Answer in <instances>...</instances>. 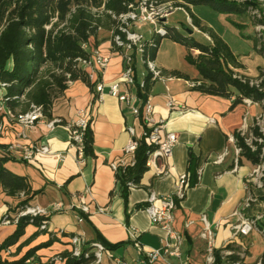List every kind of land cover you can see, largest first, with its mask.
Here are the masks:
<instances>
[{
  "label": "crops",
  "instance_id": "1",
  "mask_svg": "<svg viewBox=\"0 0 264 264\" xmlns=\"http://www.w3.org/2000/svg\"><path fill=\"white\" fill-rule=\"evenodd\" d=\"M188 18L193 25L189 15ZM167 20L169 17L159 26L168 28L164 25ZM197 21L199 28L193 25L195 29L210 31L204 22ZM145 24L148 23L128 27L141 36L142 43L146 42ZM174 29L182 32L180 28ZM256 42L261 44L257 51L264 56V37L261 43L258 38ZM93 44L101 54L111 56L109 66L101 76L81 65L95 85L94 91L81 81L69 82L52 100L47 114L43 113L42 123L24 130L14 118L18 111L12 113L4 104L0 113V156L6 154L11 158L6 168L16 176L26 178L32 191L29 197L24 194L9 196L0 189V245L16 231V223L8 218L18 216L17 206L21 202L27 200L26 208L47 212L43 217L45 229L34 225L26 227L19 242L8 253H2L3 258L16 261L29 250L52 240L49 245L39 248L28 263L66 264L61 256L71 254L72 240L79 239L75 248L86 253L88 251L84 250L89 247L88 253L94 257L88 264H117L116 261L146 264L134 248L129 230L138 232V241L144 250L160 249L164 237L145 211L148 198L151 193L158 198L174 194L179 178L185 175V197L177 201L173 215V227L183 239L184 259L189 264H207L206 243L201 237V217L205 216L212 227L216 226L215 250L220 257L227 250L233 253L232 259L241 264H264L262 222L247 237H233V227L238 224L236 212L248 218L264 215V190L255 188L250 178L259 164L255 165L242 152L237 153L239 148L235 139V135L252 131L258 119L264 118L263 100L251 105L242 101L234 106L236 96L231 99L213 97L192 88L190 84L200 83V74L186 62V49L169 39L161 42L155 60L164 78L151 79L147 87L144 86L149 71L144 73L138 67L141 55L138 48L115 47L112 30L108 27L100 29ZM193 55H199V51H193ZM126 56L133 59L135 82L129 91L134 98V107L142 109L149 101L154 121L164 123L165 131L176 134L178 144L170 159L158 161L160 168L167 169V175L159 176L154 168L147 169L139 183L135 187L128 186L124 194L116 181V172L119 168L131 167L134 160L133 156L123 152L130 139L129 130L133 129L136 138L142 141L145 127L130 108L107 93L101 102L97 101L96 85L102 82L107 88L118 83L121 91H125L121 76ZM234 57L237 63L231 69L236 75L257 79L264 73V64L258 58H254L252 64L243 65ZM182 58L187 64L179 61ZM4 93L0 90V98ZM80 112L86 114L93 135V155L87 156L81 165L76 163L75 152L69 149L68 141V127L78 119ZM54 121L57 123L50 129L47 124ZM15 144L46 146L51 153L64 154L66 158L60 162L52 156H37L33 161L25 162L20 152L10 149ZM220 156H224L222 162H218ZM249 196L255 203L245 209ZM56 204L61 205L59 211L52 210ZM83 206L89 208V213L79 210ZM99 209L102 212H98ZM6 221L10 223L5 224ZM94 243L106 248L100 262L95 257L97 249L91 247ZM156 264H178V260Z\"/></svg>",
  "mask_w": 264,
  "mask_h": 264
},
{
  "label": "trees",
  "instance_id": "2",
  "mask_svg": "<svg viewBox=\"0 0 264 264\" xmlns=\"http://www.w3.org/2000/svg\"><path fill=\"white\" fill-rule=\"evenodd\" d=\"M133 0H0V81L8 86L4 90L7 108L12 112L25 113L31 105L42 107L47 114L52 100L62 93L69 82L81 81L94 91L89 75L81 67L80 60H88L89 52L82 49V44L91 38H97L100 29L108 27L118 33V16L128 12ZM165 3L172 1L178 8L184 9L195 27L199 23L191 14L194 6L203 5L218 13L244 17L248 13V3H236L230 0H157ZM163 36L154 35L144 42L142 60L155 61L161 42L164 39L183 46L186 49L185 60L194 66L200 74L199 86L195 87L203 94L231 99L236 96L234 106L243 99L261 102L264 92L233 78L231 67H236V59L230 49L217 37L213 46H203L192 37L182 36L174 28L163 27ZM203 31V30H202ZM193 51H199L194 56ZM45 70H47L45 72ZM150 74L145 79V86L150 83ZM264 87V85H263ZM17 112V113H18ZM257 137H262L259 127L252 130ZM236 143L242 153L255 165L260 164L262 146L252 151L240 135H235ZM1 148V146H0ZM151 147L142 140L135 155V165L116 172V181L125 194L128 185H137L147 170L146 162ZM85 154L93 155V135L88 127L85 134ZM11 158L0 156V189L9 196L31 195V187L26 178L11 173L6 164ZM29 199V198H28ZM27 200L17 206V214L26 209ZM17 218V217H16ZM16 218H8L14 221ZM43 217H21L17 220L15 233L0 245V264H29L37 250L51 243L29 250L22 258L9 261L2 253H8L24 236L29 225L40 228ZM103 245H107L102 240ZM89 246V245H88ZM89 247L85 252H89ZM11 254H9L10 256ZM215 264H222L221 257L215 252ZM61 259L66 264H88L94 260L89 253L87 258H74L64 254Z\"/></svg>",
  "mask_w": 264,
  "mask_h": 264
},
{
  "label": "built area",
  "instance_id": "3",
  "mask_svg": "<svg viewBox=\"0 0 264 264\" xmlns=\"http://www.w3.org/2000/svg\"><path fill=\"white\" fill-rule=\"evenodd\" d=\"M240 3H250L248 6V12L251 15L252 20L256 23L255 28L257 32V38L259 43H261V38L263 37L262 32H264V0H237ZM128 12L118 16L117 20L120 23L118 28V33L115 34L112 31L113 44L117 48L127 47L131 49L136 47L139 52L143 55L144 52V42L142 43V38L138 34L131 32L128 27L131 24H141L148 23L154 26V35L163 36L165 31L162 27H157L159 24L165 20L172 12L177 9H182L176 7L174 2H159L157 0H133L128 6ZM261 49V44L260 47ZM82 49L84 51L90 52L88 60H80L81 65L92 70L97 75H102L106 68L109 66L111 56H106L101 54V52L94 46L93 38L88 42L82 44ZM147 69L153 80L163 79V73L158 69L155 61L147 60ZM234 79L240 81L242 84L249 85L250 87L257 88L259 91L264 92V73L257 79H249L240 75H234ZM122 84L126 87L125 91H121L120 84L115 83L107 88L102 82L96 85L97 101L101 102L104 98L105 93L116 98L121 104L132 110L133 115L141 120L142 125L145 127L143 134V140L151 147V151L148 153V158L146 162L147 169L154 168L159 176H164L168 174L167 169L160 168L158 166V161L168 160L172 157L173 151L178 144V137L174 133L165 131L166 125L164 123H156L153 119V107L149 101H147L142 109H137L134 107V98L131 96L129 88L134 85V68L133 59L129 56L124 57V70L121 76ZM7 84L0 81V90H5ZM192 88L199 86V83L190 84ZM7 99L5 97L0 98V113L3 110V106ZM243 101L251 105L254 103L251 99H243ZM264 103V99H263ZM15 121L20 126L22 130L30 128L37 123H42L43 120V109L42 107L31 105L29 110L25 113H18L15 117ZM57 122H50L47 126L53 129ZM88 120L86 114L83 112L79 113V117L74 121L69 127V149L75 152V159L77 164H84L86 161L85 154V134L88 130ZM256 127H259L262 137H257L252 131H246L242 134L246 145L252 150L256 151L258 146H262L260 160L261 163L252 172L250 178L252 179L253 186L258 189L264 190V118H259ZM2 127L0 125V132ZM163 133V134H162ZM130 139L125 146L123 152L125 155L133 156L134 160L131 167L135 165V155L141 144V140H138L135 136L133 129L129 130ZM10 149H16L21 153V159L25 162L33 161L37 156H52L56 160L63 162L66 158L64 154H53L46 146H39L37 144L22 145L15 144L11 146ZM241 149H238L237 153L240 154ZM224 156H220L218 162H222ZM114 169H116L114 167ZM200 175V172H199ZM187 177L181 176L178 180L176 191L172 195H166L162 197H157L155 194L151 193L148 198V204L145 209L152 225L157 226L163 233V246L160 249H150L144 250L138 241V232L134 229L129 230V236L133 243L134 248L143 256L144 262L146 264H156L161 261H166L169 259L178 260V264H189L187 260L184 259L182 253L183 239L180 233L176 232L173 227L174 222V211L176 209L177 201L184 199L186 190ZM129 187H135L133 184H129ZM255 203V199L249 196L245 202L244 208H251L252 204ZM61 209L60 204L53 206L52 210L59 211ZM83 213H89V208L83 206L79 209ZM98 212H102L101 209ZM47 212L41 210L40 208H26L22 210L17 218L29 216L31 218L46 217ZM238 219V224L233 227V237H247L252 231L257 229L258 223L264 224V215H257L251 218L245 217L241 212H236L234 214ZM201 222L203 224V232L201 234L202 239L206 243V255L207 264H215V238H216V226L212 227L205 218L201 217ZM9 224V221L4 222ZM46 222L42 223L41 229H45ZM80 243L79 239H73L72 245L73 250L71 255L74 258H87L89 253H82L79 249L75 248ZM91 247L97 249L95 254L96 261L100 262L101 253L106 250V248L100 243H94ZM233 253L225 250L221 254L222 264H241L240 262L234 261L232 259ZM117 264H121L120 261H116ZM257 264H262L258 262Z\"/></svg>",
  "mask_w": 264,
  "mask_h": 264
},
{
  "label": "rangeland",
  "instance_id": "4",
  "mask_svg": "<svg viewBox=\"0 0 264 264\" xmlns=\"http://www.w3.org/2000/svg\"><path fill=\"white\" fill-rule=\"evenodd\" d=\"M230 1L240 3L237 0ZM247 5L249 6L250 3ZM190 12L193 17L201 22H204L206 26H209L210 31L195 29V27L189 22L187 12L181 9H177L176 11L172 12L168 16L169 20H167L164 25H166L168 28H180L182 32L179 33L181 35L185 37H192L196 42L203 46H213L212 39L215 37L221 39L243 65L254 63V58H258L259 61L264 64V56L259 53V51H257V48L260 47V44L257 45L256 42V23L252 20L249 12L244 17L238 15H226L218 13L212 8L203 5L192 7ZM134 25H138V23ZM145 26L147 29V34L144 40L150 41L154 36V26L149 24H145ZM262 34L264 37V32H262ZM263 37L261 40H263ZM141 55L139 56L140 59L138 67L140 70L146 73L148 71L147 66H145L141 60ZM179 61L183 64H187L184 58ZM46 71L47 70H45V72Z\"/></svg>",
  "mask_w": 264,
  "mask_h": 264
},
{
  "label": "water",
  "instance_id": "5",
  "mask_svg": "<svg viewBox=\"0 0 264 264\" xmlns=\"http://www.w3.org/2000/svg\"><path fill=\"white\" fill-rule=\"evenodd\" d=\"M163 21H164V20H163ZM163 21H162V22H163Z\"/></svg>",
  "mask_w": 264,
  "mask_h": 264
}]
</instances>
